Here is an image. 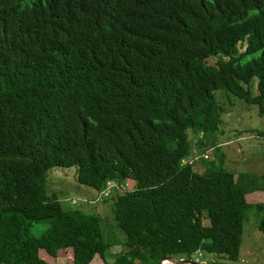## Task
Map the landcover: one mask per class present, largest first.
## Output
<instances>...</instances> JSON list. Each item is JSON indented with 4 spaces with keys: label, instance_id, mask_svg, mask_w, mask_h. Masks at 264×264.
Segmentation results:
<instances>
[{
    "label": "trees",
    "instance_id": "1",
    "mask_svg": "<svg viewBox=\"0 0 264 264\" xmlns=\"http://www.w3.org/2000/svg\"><path fill=\"white\" fill-rule=\"evenodd\" d=\"M216 91L264 116V0H0V264H48L41 251L91 264L114 246L106 264L199 250L237 263L264 173L223 168ZM194 149L221 158L197 173L184 164ZM56 168H79L96 194L135 182L113 201L124 240L62 207L48 191Z\"/></svg>",
    "mask_w": 264,
    "mask_h": 264
},
{
    "label": "rangeland",
    "instance_id": "2",
    "mask_svg": "<svg viewBox=\"0 0 264 264\" xmlns=\"http://www.w3.org/2000/svg\"><path fill=\"white\" fill-rule=\"evenodd\" d=\"M217 59H211L209 64L216 65ZM253 95H259L258 81L254 80L251 86ZM218 103L222 106L223 115L220 124L219 133V149L220 156L224 157L223 168L238 176L242 173H264V116L260 113V108L256 105L249 104L232 94L224 91L215 92ZM197 150L194 149V153ZM202 155L201 153H199ZM207 162L213 163L212 155ZM193 156H195L193 154ZM193 156L191 158H193ZM218 156L217 162L220 158ZM216 162V164H217ZM200 164L194 170L197 173H204L208 169V164ZM219 164V163H218ZM217 164V165H218ZM79 168L64 169L56 168L48 173V191L55 193L60 199L61 205L65 210H82L90 215H98L102 219L103 234L115 237L117 240H124L125 235L117 226L114 219L113 201L115 194L108 199L107 203L98 202L95 204L85 202L84 200H93L96 197L94 189L79 184L78 182ZM135 188V183H131ZM260 194H263L261 192ZM79 203L75 204L74 201ZM250 204H253L246 213L244 221L243 243L240 251L239 261L237 263H229L223 259L216 257L212 252L206 253L203 261L209 264H264V233L260 230L259 225L262 220V213L254 204L264 202V194L258 196L254 193L247 197ZM49 228L48 224L39 223L33 225L31 233L34 236H41ZM109 237V238H111ZM122 247L114 246L106 261L112 263L114 258L121 254ZM43 258L48 259V264H53V257L49 256L45 251ZM96 264H106V261L97 256ZM195 260L196 258H192ZM63 264H67V258L62 259Z\"/></svg>",
    "mask_w": 264,
    "mask_h": 264
},
{
    "label": "built area",
    "instance_id": "3",
    "mask_svg": "<svg viewBox=\"0 0 264 264\" xmlns=\"http://www.w3.org/2000/svg\"><path fill=\"white\" fill-rule=\"evenodd\" d=\"M202 138H203V136L198 137L194 140L199 141ZM194 155L195 156H193V158L190 157L187 161H184V164L188 163L190 165H195L196 163H199L202 159L210 160V158H211V157H209V155H206V154L200 155L199 152H195ZM131 183H135V182L133 180H127V181H122V182L109 181L106 183L105 189L101 192H97L96 197L93 200L85 199L84 201L95 204V203L101 202L103 200L110 199L113 196V194H115L117 196V195L129 192V191H132L133 188L131 186ZM74 203L78 204L79 201L75 200ZM204 257H206V253L199 250L194 255V258H196V259L195 260L191 259V260L196 262V263L209 264L206 261H203Z\"/></svg>",
    "mask_w": 264,
    "mask_h": 264
},
{
    "label": "water",
    "instance_id": "4",
    "mask_svg": "<svg viewBox=\"0 0 264 264\" xmlns=\"http://www.w3.org/2000/svg\"><path fill=\"white\" fill-rule=\"evenodd\" d=\"M158 264H201V263H196L192 260L188 259H177V258H172L168 259L165 261H160Z\"/></svg>",
    "mask_w": 264,
    "mask_h": 264
},
{
    "label": "crops",
    "instance_id": "5",
    "mask_svg": "<svg viewBox=\"0 0 264 264\" xmlns=\"http://www.w3.org/2000/svg\"><path fill=\"white\" fill-rule=\"evenodd\" d=\"M257 193H258V196H261V195L264 194V192H263V194H260L261 192H257ZM43 252L44 251H41L40 252V258L43 259L45 262L48 263V259H44L43 258ZM98 260H100V259H97V257H96L95 260L93 261V263H91V264H96L98 262ZM52 262H53V264H63L62 259H55V258H53V261Z\"/></svg>",
    "mask_w": 264,
    "mask_h": 264
}]
</instances>
